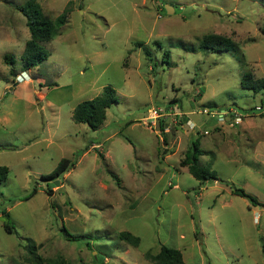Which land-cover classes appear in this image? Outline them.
<instances>
[{"label":"rangeland","instance_id":"rangeland-1","mask_svg":"<svg viewBox=\"0 0 264 264\" xmlns=\"http://www.w3.org/2000/svg\"><path fill=\"white\" fill-rule=\"evenodd\" d=\"M25 2L0 0V264H30L27 239L69 264H154L163 244L187 264H264V90L241 85L264 76V0H40L53 19L69 8L66 22L17 82ZM210 33L233 45L201 48ZM106 85L105 122L74 121ZM193 142L217 180L181 165ZM62 158L68 170L42 178Z\"/></svg>","mask_w":264,"mask_h":264},{"label":"trees","instance_id":"trees-1","mask_svg":"<svg viewBox=\"0 0 264 264\" xmlns=\"http://www.w3.org/2000/svg\"><path fill=\"white\" fill-rule=\"evenodd\" d=\"M17 8L26 17V24L31 33V38L27 41L25 51L22 54L23 70L26 71L39 66L48 59L50 52L43 47L42 43L49 42L56 36L59 27L66 22L69 8H66L56 19H53L44 12L40 5V0H26L24 4L18 5ZM262 31L264 32V24L262 26ZM136 45L142 47L146 55H151V49L146 43L138 41L136 42ZM232 45L233 41L231 37L210 33L204 36L200 47L215 52L228 50ZM168 53L169 52L165 54L164 58L168 57ZM5 60L14 64V58L9 54L5 55ZM241 85L244 88L252 89L255 92L262 91L264 90V76L257 78L251 71H247L242 76ZM116 101H118L116 89L111 85H106L101 94L77 104L73 110V119L78 123H86L91 128L98 129L107 118V109ZM259 107H261L260 110H262V106ZM164 139L166 140V138ZM203 154L204 150L200 147L199 142H193L186 151L185 157L181 160V165L187 166L189 171L201 181H206L210 178L217 180L218 177L216 172L201 162L200 158ZM70 164V159L62 158L56 168L48 174H43L42 178L47 179L57 177L65 173ZM8 173V166H0V184L7 179ZM233 192L249 197L253 204L258 203L256 197L247 194L242 189L237 188L234 189ZM4 226L8 232H13L15 230V226L10 220H7ZM119 236L120 239L132 245L137 246L140 244V237L134 235L130 231H121ZM25 247L29 252V256L26 260L30 264H69V262L62 257H57L54 260L45 259L38 253V244L32 239L26 240ZM146 256L154 264H187L184 258V253L181 249L166 244L161 246L158 253H148Z\"/></svg>","mask_w":264,"mask_h":264},{"label":"built area","instance_id":"built-area-1","mask_svg":"<svg viewBox=\"0 0 264 264\" xmlns=\"http://www.w3.org/2000/svg\"><path fill=\"white\" fill-rule=\"evenodd\" d=\"M29 76V74L26 72V71H22L20 72L18 75H17V82H22V81H25L26 78ZM259 109H261V107H259ZM154 114L156 117L158 116V110L155 109L154 111ZM160 116V115H159Z\"/></svg>","mask_w":264,"mask_h":264},{"label":"water","instance_id":"water-1","mask_svg":"<svg viewBox=\"0 0 264 264\" xmlns=\"http://www.w3.org/2000/svg\"><path fill=\"white\" fill-rule=\"evenodd\" d=\"M168 11H171L173 9V7L171 5H166Z\"/></svg>","mask_w":264,"mask_h":264}]
</instances>
